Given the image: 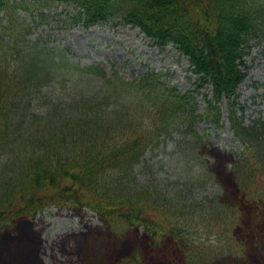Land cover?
<instances>
[{
    "label": "trees",
    "instance_id": "16d2710c",
    "mask_svg": "<svg viewBox=\"0 0 264 264\" xmlns=\"http://www.w3.org/2000/svg\"><path fill=\"white\" fill-rule=\"evenodd\" d=\"M56 3L71 4L67 19L84 28L117 20L160 46L173 44L197 76L195 89L165 88L156 72L128 85L115 71L105 79L98 66H78L58 46L31 41ZM263 43L264 0H0V248L5 237L7 253L26 239L38 255L40 240L31 228L38 212L55 207L88 209L103 222L88 239L99 246L100 260L86 257L84 264H109L112 252L139 231L153 250L161 249L154 257L175 259L181 252L182 264H213L216 251L197 250L198 231L209 238L222 227L229 239L239 224L248 235L233 238L234 250L242 243L246 256L263 252L255 241L264 232L257 236L246 220L260 225L264 214V122L245 123L238 100L245 57ZM98 76L107 88L100 99L87 89L89 78ZM207 84L201 111L193 92ZM37 97L44 99L40 113L32 111ZM224 99L241 146L214 196L192 199L187 183L166 191L137 176L144 153L162 138L197 139V122L221 128ZM20 221L29 230L17 235ZM22 256L0 253V264H17ZM145 263L135 249L112 262Z\"/></svg>",
    "mask_w": 264,
    "mask_h": 264
},
{
    "label": "rangeland",
    "instance_id": "374dc122",
    "mask_svg": "<svg viewBox=\"0 0 264 264\" xmlns=\"http://www.w3.org/2000/svg\"><path fill=\"white\" fill-rule=\"evenodd\" d=\"M73 12L71 4L62 3L56 4L48 13L44 12L45 18L34 28L30 35L31 41L49 42L52 46H58V49L64 47L70 54L71 61L80 65H98L108 71L113 63L125 77L141 74L147 68L162 70L163 73L170 74V84L182 91L192 89V82L197 77L188 72L186 59L179 56L172 45L159 46L153 40L144 37L137 28L118 24L116 21L84 28L80 24L70 23L67 19V16ZM246 64L248 75L239 87V102L245 106L246 122L255 117L264 121V45L252 50L246 59ZM190 75L191 79H189ZM97 82L96 79H91L87 89L92 90ZM205 91L201 89L200 93ZM55 95L58 93L56 92ZM198 97L200 98L199 95ZM43 100L42 97L34 99L33 112L42 110ZM227 108V100H224L222 104L224 115ZM197 129V133L203 134L200 143L195 142L190 135L173 134L172 138L170 136L166 139L162 138L157 146L150 147L136 166L137 176L141 180L151 181L153 185L166 191L182 189L184 183H187L188 189L185 188V193L192 199L199 200L214 196L221 188L223 178H227L230 174L231 164L237 157L241 144L228 130L226 122L222 130L205 124H198ZM200 159L204 166L199 163ZM186 161L188 162L184 163ZM201 175L202 178L198 181ZM230 189H233V184ZM239 205L243 210L247 208L242 202H239ZM260 221L261 226L253 218L246 220V224L250 227L253 225L256 235H259L257 229L264 231V214L261 215ZM18 226L20 230L16 232L17 235H20L23 229L29 230L22 225V221ZM103 229V223L89 210L48 207L38 212L34 226L31 228L32 234L40 240L38 255L37 251L34 252V246L29 248L26 239H24L25 244L9 245L7 253L5 244L8 237L4 238L0 253H4L8 259H15L14 256L19 259V253L22 254L17 264L21 262L22 264H40V262L84 264L89 262L84 255L89 256L93 262H98L99 249L96 245L91 246L92 240L87 243L86 240ZM242 229L243 225L239 224L238 229L233 230L229 239L223 237L222 227L212 229L213 234L209 238H206L203 234L205 232L200 229L198 233L202 234L201 240L195 241L197 250L201 253L216 251L217 258L213 264H219L220 260L222 264H226L233 255L238 257L237 264H261L264 251L246 256L242 243L240 245L242 252L238 248L234 250L236 243L233 242V238L241 236V233L248 235V229L244 231ZM261 241L264 244V238ZM150 245L139 231L137 238L130 236L122 241L120 247L112 252L109 264H112L123 252L129 255L133 249L139 252L142 260L146 261L145 264H182L181 252L175 259L168 256L154 257L152 255H157L161 249L155 247L153 250Z\"/></svg>",
    "mask_w": 264,
    "mask_h": 264
}]
</instances>
